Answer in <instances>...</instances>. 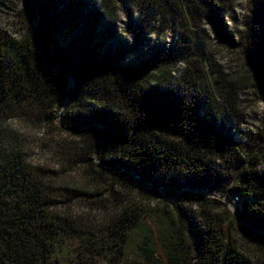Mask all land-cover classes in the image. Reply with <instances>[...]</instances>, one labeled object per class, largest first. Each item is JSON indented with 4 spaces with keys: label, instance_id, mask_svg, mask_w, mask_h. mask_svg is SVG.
I'll return each instance as SVG.
<instances>
[{
    "label": "trees",
    "instance_id": "16d2710c",
    "mask_svg": "<svg viewBox=\"0 0 264 264\" xmlns=\"http://www.w3.org/2000/svg\"><path fill=\"white\" fill-rule=\"evenodd\" d=\"M94 1L99 5L89 10L84 0H68L49 14L46 6L58 0H35L37 34L28 10L23 34L0 28V264H63L58 251L68 238L79 241L72 264L98 258L115 264L130 254L140 264H264V148L243 154L212 119L199 115L196 100L161 82L177 62L187 91L200 81L199 63L209 58L193 36L205 33L204 18L229 11L233 0ZM259 3L264 13V0ZM118 7L137 11L148 33L175 29L174 48L139 64L114 60ZM66 30L75 35L64 40ZM43 61L75 79L63 127L57 113L69 78L48 72ZM220 86L219 99L233 115L234 84ZM92 122L104 128L101 162L98 128L72 129ZM33 143L42 144L39 150L58 170L33 162ZM74 168L97 188L56 183L59 169ZM132 172L153 187L237 197V217L223 201L188 191L158 198L140 188ZM80 203L87 213L102 214L103 220L91 216L99 229L80 224L89 220Z\"/></svg>",
    "mask_w": 264,
    "mask_h": 264
},
{
    "label": "rangeland",
    "instance_id": "374dc122",
    "mask_svg": "<svg viewBox=\"0 0 264 264\" xmlns=\"http://www.w3.org/2000/svg\"><path fill=\"white\" fill-rule=\"evenodd\" d=\"M66 1L68 2V0H58L55 5L46 6V10L51 14L54 9L64 7ZM84 1L86 9L89 10L91 9L88 6L96 8L99 5L94 0ZM29 3L30 0H0V28L14 34H23L27 26L24 23V12L28 10ZM31 6L32 10L35 7V0L31 2ZM118 8L120 10L112 20L116 27V39L111 42V45L113 49L118 50L114 60L139 64L151 60L154 52L168 51L174 48L179 36L174 31L175 29L163 31L159 36L148 33L149 27L140 25V15L137 11ZM34 20L38 27L41 17L38 15ZM46 27L49 30H54L52 25L50 27L49 22ZM202 29L205 30V33L194 35L193 39L203 47L205 56L209 58L208 62L199 63V68H202V64L204 65L205 75L201 74L203 77L200 81L194 83L187 91L185 84H189V82L179 81L178 78L184 69L183 64L177 62L175 67L170 66V76L166 74L161 82L178 92L179 95L186 97V100L188 97L193 98V101L196 100L199 115L205 117L207 121L212 119L217 128L223 129L224 133L238 144L243 154L259 147L264 148V13L259 0H233V6L229 11L218 16L204 18ZM73 35L75 34L72 31L66 30L62 38L65 40ZM50 66L59 67L56 63L50 64ZM199 68L198 70H200ZM217 80L220 81L217 82ZM232 83L234 89L231 95H235L237 102V109L233 115L228 113L223 102L219 99L220 85H230L231 87ZM207 95L210 98L206 97ZM57 123L59 124L58 119ZM40 133L38 132L32 139L37 138ZM41 145L33 143L29 147L33 153L31 155L33 162H40L44 166L58 170V162L50 155L45 154L42 149L39 150L40 147L42 148ZM218 166L221 171L222 164L219 163ZM58 175L56 183L68 185L69 189H84L90 192L92 188H97L94 186L93 180L86 176L81 168L66 171L59 169ZM141 184L161 199L173 200L182 193L162 187H153L147 182H141ZM209 191L217 192L214 189ZM229 202L235 209L240 205V200L237 197L232 196ZM81 204L83 203H80L79 210L84 209V212L81 211L82 216H87L89 220H80V224H87L91 230L99 229L91 216L96 215L99 220H103L101 219L102 214L95 210L87 213L84 205ZM77 209L78 206L74 208V212H77ZM84 227L86 228V226ZM61 246L58 253L63 264H72L78 260V239L68 238L61 243ZM88 264H106V262L104 258H98L91 260ZM115 264H140V261L137 256L130 254L127 261L119 260Z\"/></svg>",
    "mask_w": 264,
    "mask_h": 264
},
{
    "label": "water",
    "instance_id": "95a60500",
    "mask_svg": "<svg viewBox=\"0 0 264 264\" xmlns=\"http://www.w3.org/2000/svg\"><path fill=\"white\" fill-rule=\"evenodd\" d=\"M32 1L33 0H30V3L28 5V11H29V14H30V18H31L33 29H34L35 33L37 34V31H38L37 30L38 29L37 28V22H35L34 17L32 15V10H31V7H32L31 6V2ZM38 49H39L40 56L43 59L42 50H41V43H40L39 37H38ZM44 67H45V69L48 72H50L52 74L63 75V76H66L67 78H69L68 87H67V89L65 91V94H64L63 99H62V101L60 103V106H59V109H58V113H57V119L59 120V124L61 126H63L62 125L63 112H64L65 108L67 107V105H68V103H69V101H70V99L72 97V93H73V90H74V87H75V79H74L72 74L66 72L62 68L50 66L48 64H45V62H44ZM90 126L97 127L98 130H99V133H100L99 134L98 148H97V152H96V161L101 162L100 159H99V155H100V151H101V148H102V145H103V142H104V128H103V126L101 124L92 122L90 124L78 126V127L72 128V129H85V128L90 127ZM132 176L136 180L137 185L140 188H143L146 191L149 190V188H146V187H144L141 184V179H140L139 175H137L136 173L132 172ZM176 191H180V192L188 191V192H191V193L203 195V196L210 197V198H217V199L223 201L227 205V207L231 210V212L237 217V212H236L234 206L229 202V200L227 198L221 196L220 194H218L215 191H209L208 189L191 188V187H187L185 189H180V190H176Z\"/></svg>",
    "mask_w": 264,
    "mask_h": 264
}]
</instances>
